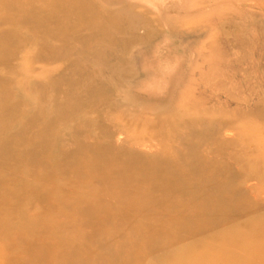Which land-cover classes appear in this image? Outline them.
I'll list each match as a JSON object with an SVG mask.
<instances>
[{"label": "rangeland", "instance_id": "1", "mask_svg": "<svg viewBox=\"0 0 264 264\" xmlns=\"http://www.w3.org/2000/svg\"><path fill=\"white\" fill-rule=\"evenodd\" d=\"M103 148L117 169L144 158L118 172L135 185L196 161L231 192L229 221L192 223L209 211L180 208L171 222L157 212L161 225L89 228L80 202L103 191L95 174H112L94 164ZM24 152L56 182L32 184L20 160L0 170L23 196L9 200L15 214L3 207L0 264H43L29 252L39 239L66 243L58 264H264V0H0V157ZM27 181L73 208L24 198Z\"/></svg>", "mask_w": 264, "mask_h": 264}, {"label": "bare ground", "instance_id": "2", "mask_svg": "<svg viewBox=\"0 0 264 264\" xmlns=\"http://www.w3.org/2000/svg\"><path fill=\"white\" fill-rule=\"evenodd\" d=\"M107 152V149L103 148L102 152L99 153V156L96 155L94 159V164H96L97 169H100V166L103 165L102 162H104L105 164L107 163V169L103 170H109L112 172V174L105 172L101 175L97 171L98 174H95V176H97L96 178L99 180V188L103 189V191L98 194L94 203L89 202L85 198L80 202L83 206L80 209L82 211L80 215H82L89 222L87 223L89 228L96 230L98 226L97 224L106 221L112 224L117 223L129 225L151 223L154 225H161L163 224V219L160 218V214L157 212H161L165 217L169 218V221L171 222L174 218L172 217L173 213L171 212L180 208H204L209 211L207 215H194L192 223L215 226L223 223V221H229L230 217L226 213H219V211H221L223 204L227 203L228 198L229 202L232 201L231 192L226 189V185H224V182L220 178L211 176L207 170L199 171L200 168L197 166L196 161H192V163H190V168L193 169L194 172L184 175L183 173L181 174L179 172L177 167H175V164L178 163V161L171 160L173 161L172 163H170L171 161L166 162L165 165H171V167H175L176 173L175 171L173 172L172 168H167L162 165L164 171L168 173L167 177L165 176L164 179H160L161 173L157 172L151 175L152 178L145 180L142 185H135L136 181H133L135 178H128L129 181H126L120 177L119 173L122 174V170H128V172L135 170L138 165L146 166L144 163V158L143 161L138 163L136 159L142 160V158L129 156L132 158L130 160L136 163V166H133L134 168L129 166L126 169L123 167H118L120 169L119 170L113 162V160L116 158L108 155ZM38 154L39 153L36 151L34 153L32 152V156L37 155L39 157ZM66 155L70 157L73 162L79 158L81 160L80 163L83 162L84 164H92V162H88V160L83 155H81L80 158V155L77 152H74L72 149L68 151ZM32 156L24 152L14 160H9L8 157L4 156L0 157V170L9 172L13 168L17 167L18 163L16 164V161L20 160V162H25V165L27 163L28 166L34 170L30 182L31 180L32 182L34 181L33 178H37L39 183H44L46 185H52L53 182H56L55 179H52V177H40L36 175L37 172H40L38 169L45 170L48 168V166L43 165L38 159H30ZM27 161L30 162V164ZM168 170L170 172H167ZM84 173L80 174L79 179L85 187L87 184H89L90 180H93V178L86 177V174ZM30 182L27 181L24 183L25 185L22 191L28 193V195H25L24 198H35L37 201H39V205L47 206L48 204L50 207L52 206V211L63 209V212H65L67 207L71 206L73 208L75 201L66 196H63L61 199H57V197H53L52 195L45 196L41 195L40 192L28 190L26 186L29 185ZM153 182H159L160 184L155 185ZM17 184L18 181L0 179V188L3 186L5 189L4 192H0V199L2 200L0 204V220L2 219L3 207H9L7 205L10 203V199H13V201L17 200L19 203L21 202L19 198L23 196L14 193V190L12 191L13 188L11 189L12 186ZM152 185L160 188H158V190H151L150 188H153ZM144 187L146 189H144ZM75 190L76 189H74V191ZM5 199H7V201ZM102 205H106L107 207L100 209ZM7 209L11 210L15 214L13 211L15 210L14 205H11ZM167 209H170V211L167 212ZM66 213L68 212L66 211ZM62 216H66V214L63 213ZM178 217L179 216H177V218ZM0 224H3V222L0 221ZM98 228H102V225H99ZM38 242H40V246H36V244L33 243V245L30 244L29 252L36 250L35 252H37L38 255L37 259L40 261V263L58 264L57 260L64 258L62 255L63 251L60 250L61 248L66 249V243L64 241H60V243L55 239H48L43 243V240L39 239ZM205 250L206 249L203 250V253L199 254V259L200 257L207 258L211 255L206 253L207 250ZM143 251H145V249H143ZM108 259L110 262L115 260L112 257H109Z\"/></svg>", "mask_w": 264, "mask_h": 264}]
</instances>
